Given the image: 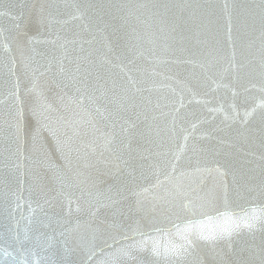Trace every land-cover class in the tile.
Instances as JSON below:
<instances>
[{
  "label": "water",
  "instance_id": "1",
  "mask_svg": "<svg viewBox=\"0 0 264 264\" xmlns=\"http://www.w3.org/2000/svg\"><path fill=\"white\" fill-rule=\"evenodd\" d=\"M0 264H264V0H0Z\"/></svg>",
  "mask_w": 264,
  "mask_h": 264
}]
</instances>
